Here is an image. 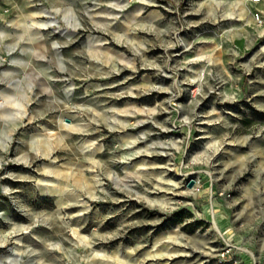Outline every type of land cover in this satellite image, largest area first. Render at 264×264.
Listing matches in <instances>:
<instances>
[{"label": "rangeland", "instance_id": "374dc122", "mask_svg": "<svg viewBox=\"0 0 264 264\" xmlns=\"http://www.w3.org/2000/svg\"><path fill=\"white\" fill-rule=\"evenodd\" d=\"M0 264H264V0H0Z\"/></svg>", "mask_w": 264, "mask_h": 264}, {"label": "built area", "instance_id": "2783aa9c", "mask_svg": "<svg viewBox=\"0 0 264 264\" xmlns=\"http://www.w3.org/2000/svg\"><path fill=\"white\" fill-rule=\"evenodd\" d=\"M255 18L258 21L259 24L263 23V19L260 13L255 14Z\"/></svg>", "mask_w": 264, "mask_h": 264}, {"label": "water", "instance_id": "95a60500", "mask_svg": "<svg viewBox=\"0 0 264 264\" xmlns=\"http://www.w3.org/2000/svg\"><path fill=\"white\" fill-rule=\"evenodd\" d=\"M194 181H195V180H194L193 178H191V179L188 181V183H187L188 186L191 187V186L194 184Z\"/></svg>", "mask_w": 264, "mask_h": 264}]
</instances>
